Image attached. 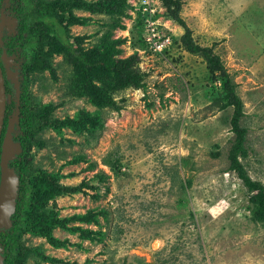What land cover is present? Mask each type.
I'll list each match as a JSON object with an SVG mask.
<instances>
[{
    "label": "rangeland",
    "instance_id": "1",
    "mask_svg": "<svg viewBox=\"0 0 264 264\" xmlns=\"http://www.w3.org/2000/svg\"><path fill=\"white\" fill-rule=\"evenodd\" d=\"M70 1L17 2L28 12L41 4L64 15L70 41L87 51L107 37L127 39L122 56L137 53L147 88L117 83L120 110L105 105L68 62L57 33L41 37L34 28L27 96L39 128L24 150L33 174L14 264H264V220L254 218L248 188L229 170L234 107L221 109L227 77L213 60L220 57L243 102L242 164L264 185V0H182L181 18L212 55L184 50L185 28L153 0L163 33L182 44L163 57L137 44L136 12L121 20L103 7L70 11ZM17 16L4 12L0 32L15 27ZM92 79L102 88L116 84ZM35 215L49 219L41 235L29 231Z\"/></svg>",
    "mask_w": 264,
    "mask_h": 264
},
{
    "label": "trees",
    "instance_id": "2",
    "mask_svg": "<svg viewBox=\"0 0 264 264\" xmlns=\"http://www.w3.org/2000/svg\"><path fill=\"white\" fill-rule=\"evenodd\" d=\"M18 0H0V17L6 10L17 12V25L15 27L6 28L4 32H0V66L5 75V89H6V115L4 133L0 143V152L2 142L5 138L6 132L9 126L14 125V135L16 140H19L24 145V149L30 142H33L34 135L37 133L39 123L36 115L32 112L29 104V98L27 96V75L26 72L30 70L28 59L30 55L29 38L36 27L39 35L42 37L47 33H57V39L63 47L66 58L69 63L74 65L77 70L81 71V75L85 78L87 86L94 93L95 97L102 98L105 105L113 106L117 110L116 97L113 95L117 92V83L132 82L133 89H146L145 77L146 75L140 70V60L135 53L132 56L124 58L122 46L125 45L127 39H112L107 37L101 42V45L94 50H85L81 47L80 42L70 41L69 30L64 27L65 16L60 14L50 15V11L53 8H43L40 4L38 9L26 11L30 6L18 9ZM68 9L73 11L75 8H83L89 11H99L103 8L106 12L113 14L114 16L121 18V20L132 19V15L129 11L132 10L129 0H103L99 3H89L85 0H73L67 3ZM162 5L167 10V16L169 19L174 20L185 28V34L182 36L181 43H178L177 39L174 40V44H181L183 49L191 54H201L202 52H210L211 49L200 47L195 43L192 31L181 18L180 11L182 10V0H162ZM39 16V18H38ZM42 17V19H41ZM137 20L133 26L132 33L136 37L137 44L139 43L144 47L143 32H144V18L139 13ZM38 18V19H37ZM1 21V20H0ZM76 19L70 21V24L75 22ZM126 25L122 24L121 29L126 30ZM59 28H62L63 33L59 32ZM61 35H60V34ZM26 37L27 44L24 43ZM212 55V54H211ZM214 64L220 69L224 77H227L224 84L225 100L226 103L221 106L222 110H227L230 107H234V116L231 121L232 128L236 134V144L230 152L229 158L231 165L229 170L236 173L238 178L243 181L244 185L248 188V192L251 195L249 202L252 203L255 208L254 218L264 220V185L261 182L254 181L248 174L244 165L242 164L241 157L247 156V149L245 147V139L248 130L240 125V120L243 116V102L236 92V87L232 84L227 71L222 64L220 57L216 54L213 55ZM9 62V63H8ZM16 73L20 75L21 94L20 97L14 89V86L9 77V73ZM101 78H105L107 81H113L112 86L102 88L97 84H94L92 76L97 75ZM109 85V84H108ZM11 169L19 177L18 188V202L16 213L14 217V225L10 230H4L0 233V244L3 247V252L6 257V264H14L17 260L16 256L22 255L20 248L16 249L19 253L13 254L16 248L18 224L21 221L22 207L25 202L27 178L33 173L29 170L24 156L11 163ZM102 179V177H101ZM55 189L76 192L78 188L54 185ZM98 189V188H96ZM32 226L29 231L36 234H43L45 229L49 226V219L45 217H39L35 215L32 218ZM57 223V221H56ZM55 223V226H56ZM54 226V223H53Z\"/></svg>",
    "mask_w": 264,
    "mask_h": 264
},
{
    "label": "water",
    "instance_id": "3",
    "mask_svg": "<svg viewBox=\"0 0 264 264\" xmlns=\"http://www.w3.org/2000/svg\"><path fill=\"white\" fill-rule=\"evenodd\" d=\"M9 77L17 93L20 97L21 84L19 76L16 73H9ZM6 89L5 78L0 66V139L4 124L6 111ZM13 126L7 132L1 155V179H0V230H10L13 227L12 217L16 212L18 202L19 177L10 168V163L21 155V145L12 138ZM0 264H5V259L1 254L0 248Z\"/></svg>",
    "mask_w": 264,
    "mask_h": 264
},
{
    "label": "built area",
    "instance_id": "4",
    "mask_svg": "<svg viewBox=\"0 0 264 264\" xmlns=\"http://www.w3.org/2000/svg\"><path fill=\"white\" fill-rule=\"evenodd\" d=\"M134 12H136V15H133V17L136 16L133 19L134 24L139 13L144 18L143 41L145 49L143 52L150 51L153 55L163 57L173 47L174 41L171 35L163 33V23L158 15L157 6L154 5L153 0H142L140 6L132 7L131 13Z\"/></svg>",
    "mask_w": 264,
    "mask_h": 264
},
{
    "label": "flooded vegetation",
    "instance_id": "5",
    "mask_svg": "<svg viewBox=\"0 0 264 264\" xmlns=\"http://www.w3.org/2000/svg\"><path fill=\"white\" fill-rule=\"evenodd\" d=\"M7 2H8V0H7ZM7 12H9L10 10H6ZM1 17H2V15H1ZM1 17H0V20H1ZM4 74V73H3ZM18 76H19V79H20V75L19 74H17ZM4 78H5V75H4ZM6 107H7V104H6ZM5 115H6V111H5ZM4 123H5V117H4ZM4 126H5V124H3V129H2V135H1V139H0V143H1V140H2V137H3V133H4ZM13 126V133H12V138H13V140L15 141V142H19V144L21 145V150H22V153H21V155H23L24 156V145L22 144V142L21 141H19V140H16V138H15V135H14V131H15V126L14 125H12ZM11 126H9V128H10ZM9 128H8V130H9ZM8 130H7V132H8ZM7 132H6V135H7ZM6 135H5V138H6ZM5 138H4V140H3V142H2V146H1V152H0V164H1V155H2V148H3V144H4V141H5ZM21 155H19V157H17L14 161H16V160H18L20 157H21ZM14 161H12V162H14ZM11 162V163H12ZM11 163H10V168H11ZM0 179H1V166H0ZM16 213V212H15ZM14 217H15V214L13 215V217H12V220H13V225H14ZM4 230H6V229H2V230H0V233L2 232V231H4ZM0 248H1V254H2V256H3V258L5 259V264H6V257H5V254H4V252H3V247L1 246V244H0Z\"/></svg>",
    "mask_w": 264,
    "mask_h": 264
}]
</instances>
